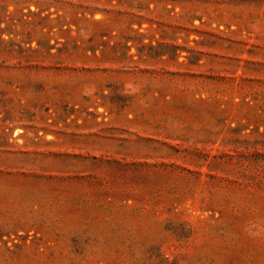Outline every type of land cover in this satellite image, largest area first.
Masks as SVG:
<instances>
[{"label": "rangeland", "instance_id": "obj_1", "mask_svg": "<svg viewBox=\"0 0 264 264\" xmlns=\"http://www.w3.org/2000/svg\"><path fill=\"white\" fill-rule=\"evenodd\" d=\"M0 264H264V0H0Z\"/></svg>", "mask_w": 264, "mask_h": 264}]
</instances>
